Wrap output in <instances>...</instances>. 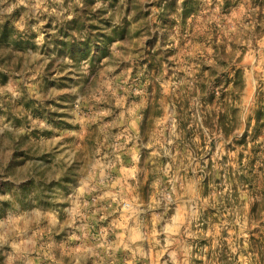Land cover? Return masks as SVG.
Wrapping results in <instances>:
<instances>
[{"label": "rangeland", "instance_id": "1", "mask_svg": "<svg viewBox=\"0 0 264 264\" xmlns=\"http://www.w3.org/2000/svg\"><path fill=\"white\" fill-rule=\"evenodd\" d=\"M185 1L0 0V264H264V0Z\"/></svg>", "mask_w": 264, "mask_h": 264}, {"label": "trees", "instance_id": "2", "mask_svg": "<svg viewBox=\"0 0 264 264\" xmlns=\"http://www.w3.org/2000/svg\"><path fill=\"white\" fill-rule=\"evenodd\" d=\"M193 2V1H192ZM195 3H191L190 1H185L183 3L182 11L180 13V18L183 20L186 19L189 15H192L195 12ZM230 6V1L226 0L224 2V8H228ZM165 10H169V6H164ZM77 52L84 54L85 52L82 50H78ZM72 53V51H70ZM104 53H102L103 56ZM215 59L217 61V64L225 68V70H228V63H231L232 58L224 53L221 48H218L217 53H215ZM230 70L233 71V76L229 77V71L224 72V81H219L218 79H214L213 81H206L208 85H206V82H203L199 86L196 87L197 92H200L202 94H208L205 95V97L202 98L203 108L201 111H204L203 114H200L199 117L200 120V126L202 129H205L206 132H209L210 134L219 133L224 136V138H228L230 135H232L234 131L233 124H235L236 116H237V109L233 107V105L227 103L224 101L227 97V95H231L235 92H241L243 90V79H242V73L239 69L235 70L234 66ZM234 67V69H233ZM211 70V68H208ZM212 75L215 74L214 69ZM211 75V76H212ZM217 80V81H216ZM231 86V90H227ZM221 88V89H220ZM220 89V91H218ZM216 94H220V100L216 101ZM257 108L254 111V120L256 122L257 126H261V121H264V89L259 91L257 94ZM218 102L221 103L219 105L218 110H213L218 106ZM207 104L212 107L210 110H206L205 106ZM223 109V110H222ZM247 137V133H244L241 136L240 144H243L245 142V138Z\"/></svg>", "mask_w": 264, "mask_h": 264}]
</instances>
